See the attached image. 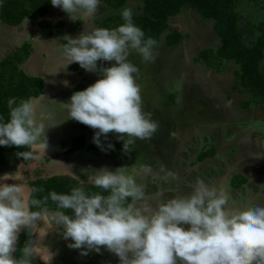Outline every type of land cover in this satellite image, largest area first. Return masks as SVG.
<instances>
[{
  "label": "rangeland",
  "instance_id": "rangeland-1",
  "mask_svg": "<svg viewBox=\"0 0 264 264\" xmlns=\"http://www.w3.org/2000/svg\"><path fill=\"white\" fill-rule=\"evenodd\" d=\"M140 5V0H125L119 10L130 8L137 13ZM244 5L241 14L244 27L259 32L257 27L264 24V1ZM106 8L107 0H100L95 17H77L73 21L62 15L61 8L51 6L43 17L49 25L46 28L39 21L24 20L19 26H7L0 21V64L22 45H29V55L18 69L42 80L43 93L29 100L36 123L45 126L48 145L44 153L31 149L34 156L27 165L18 161L0 165V186H21L27 201L29 182L37 177L66 175L88 183V176L101 168L114 172L123 167L130 171L148 164L153 174L138 176L137 183L145 185V195L153 207L177 196L190 195L197 180L209 187L225 188L229 193L228 207L233 210L264 207V109L260 104L241 107L248 93L239 92V87L232 88L237 80V66L232 61L222 63L216 71L195 60L200 50L216 49L218 40L212 21L203 20L190 10H181L171 18L170 26L177 28L183 39L170 47L161 39L153 48L154 62H146L129 50L128 62L139 69L134 76L140 87L142 109L151 113L158 130L151 139L136 140L127 154L123 152V141L114 133H109L106 139L100 138L107 143L103 149H87L94 136L86 134L79 122L69 119L62 104L69 102L78 85L83 86V91L102 74L99 70L86 72L75 63L67 66L63 46L68 43L65 36L75 39L82 32L109 29L100 25L108 15ZM58 21H63L60 34L54 26ZM114 63L98 61L97 65L99 69ZM260 68L264 72V62ZM79 137L86 139L84 148L65 154ZM210 149H214L213 155L198 161L199 153ZM161 165L174 173L175 178L166 177ZM234 176L246 182L236 188L230 184ZM183 227L187 230L189 226ZM62 231L55 224L50 227L49 223L40 221L34 229L32 246L37 252L34 258L42 264H120L119 258L103 247L99 253L89 251L82 256L81 249L68 247L72 241L65 240Z\"/></svg>",
  "mask_w": 264,
  "mask_h": 264
},
{
  "label": "clouds",
  "instance_id": "clouds-1",
  "mask_svg": "<svg viewBox=\"0 0 264 264\" xmlns=\"http://www.w3.org/2000/svg\"><path fill=\"white\" fill-rule=\"evenodd\" d=\"M51 5L76 21L77 17H95L100 0H51ZM121 15L125 23L114 30L96 28L75 39L65 36L68 43L63 46V55L67 66L75 63L86 72L99 70L102 76L62 105L69 119L95 130L93 143L97 147H101V137L106 139L114 133L123 141V152L127 154L136 140L151 139L159 127L151 113L142 109L140 87L134 76L139 69L128 62L129 50L146 62H154L157 42L144 39V32L133 24L130 8ZM98 61L115 63L98 69ZM14 103L15 99L8 101L9 121L0 123V146L27 147L44 153L48 146L45 126L36 123L31 100H23L16 107ZM31 155L17 154L23 159ZM161 171L175 178L163 165ZM152 174L148 164L130 171L123 167L114 172L101 168L88 176V184L107 195L88 196L82 186L73 188L70 194L51 192L50 199L57 208L70 210L71 215L41 208L48 197L43 201L31 199L29 204L21 186H0V264H32L37 254L33 246H25L20 259L14 253L21 229L34 230L37 221L61 227L63 238L72 241L68 247L81 249L82 256L89 251L99 253L103 247L115 254L120 264H264V207L233 210L228 207L225 188L209 187L202 180L195 182L190 195L153 207L145 195V185L137 183L138 176ZM32 207L40 210L32 211ZM183 225L189 226L187 230Z\"/></svg>",
  "mask_w": 264,
  "mask_h": 264
},
{
  "label": "trees",
  "instance_id": "trees-1",
  "mask_svg": "<svg viewBox=\"0 0 264 264\" xmlns=\"http://www.w3.org/2000/svg\"><path fill=\"white\" fill-rule=\"evenodd\" d=\"M261 2L264 0H140L141 5L138 12H132L133 24L144 32V39L152 38L158 44L163 39L167 46L178 44L183 35L177 28L170 26L172 17L178 15L181 10H190L198 14L203 20L212 21V30L218 40L216 49H202L194 57L205 67L214 68L219 71L222 63L232 61L236 64L235 76L232 88L239 87V92H247V101L241 104L242 108L249 105L258 106L264 109V72L260 66L264 62V24H259V32H251L244 27L242 21V10L245 9L249 2ZM125 0H107L106 11L108 15L104 16L100 25L109 29H116L125 21L122 18L120 8L123 7ZM51 0H0V21L7 26H19L24 21H39L41 27L49 25L43 17L51 7ZM110 10V11H109ZM245 11V10H244ZM63 16L67 14L62 13ZM263 25V26H261ZM55 31L62 32L63 21L56 22ZM53 34V33H52ZM155 45V46H156ZM154 46V47H155ZM29 45L24 44L19 51L13 53L0 64V123H7L10 118V109L8 101L15 99L13 107L19 106L23 100L35 99L43 93V83L41 78L26 75L18 69L19 64L23 63L29 55ZM82 85H78L71 96L81 91ZM89 86H85L87 88ZM70 96V97H71ZM81 129L88 135L94 136L95 130L80 123ZM101 140V147L89 142L87 149H103L106 141ZM104 142V143H102ZM86 139L84 137L76 138L72 141L71 146L65 151V154L75 153L84 148ZM21 152H31L30 159H23L17 156ZM214 149L201 151L197 156L198 161L208 156H212ZM34 154L30 148H16L15 146H0V165H7L11 161L21 162L27 165L32 160ZM246 182L239 176H234L230 184L236 188ZM83 187L85 194L88 196L94 194L107 195L102 189L96 188L88 183H81L72 177L52 176L47 178L37 177L29 182L30 193L27 202L30 204L31 199L43 201L48 197L47 204H42L41 208L47 207L49 211L61 210L57 208L56 203L51 201L50 193L70 194L73 188ZM33 189L38 191L33 192ZM130 202V201H129ZM32 211L40 209L32 207ZM65 214L71 215L70 210ZM40 221L36 222V226ZM35 233L33 229H21L18 234L16 244L17 259L22 256V249L25 246H32ZM32 264H42L39 260L33 258Z\"/></svg>",
  "mask_w": 264,
  "mask_h": 264
}]
</instances>
